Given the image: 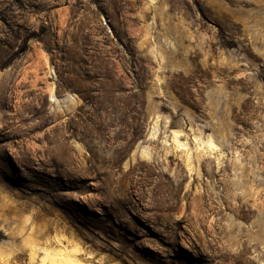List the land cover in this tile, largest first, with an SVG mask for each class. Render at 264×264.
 Listing matches in <instances>:
<instances>
[{
  "label": "rangeland",
  "instance_id": "obj_1",
  "mask_svg": "<svg viewBox=\"0 0 264 264\" xmlns=\"http://www.w3.org/2000/svg\"><path fill=\"white\" fill-rule=\"evenodd\" d=\"M173 129L223 146L225 172L202 163L212 192L161 143ZM258 200L264 0H0L5 253L22 246L13 232L32 212L92 264H262Z\"/></svg>",
  "mask_w": 264,
  "mask_h": 264
},
{
  "label": "bare ground",
  "instance_id": "obj_2",
  "mask_svg": "<svg viewBox=\"0 0 264 264\" xmlns=\"http://www.w3.org/2000/svg\"><path fill=\"white\" fill-rule=\"evenodd\" d=\"M69 97L74 100L77 96L75 94H70ZM50 100L53 102L59 101L54 94H50ZM159 119L160 118L156 116L153 120L151 135H149V138L153 140H156L158 137ZM165 119L168 121L169 117L166 116ZM171 133L172 138H169L168 140L164 139L161 143L165 148L173 145L175 151L181 152L179 159L182 160L183 165L187 169L190 181L202 177L207 181V192H212V189L214 190L213 186L216 185L215 179L204 175L202 163H205L208 171H210V169L214 170V167H216V174H220V171L225 172L224 170L226 169L227 164L224 159L226 155L221 143L218 142L212 134L205 138L202 136L203 132L201 133L199 131L198 134H195L191 138V140L183 130L173 129ZM183 136L186 137L182 139ZM240 155V153L237 154V160H240ZM222 179L224 178L222 177ZM222 179H219L218 181H222ZM242 185L244 184L239 182V180L233 183L232 187H229L231 190L230 195L236 196V189L238 190ZM187 186L190 188V184ZM196 191L202 193L203 187L198 185ZM176 192L177 188L171 187L170 196L175 197L177 194ZM258 192L259 191L257 190V194ZM259 205V202L254 203V206L258 207ZM9 210L14 211L11 217L16 219L18 214L15 208H10ZM261 216L262 214H259V218H261ZM17 220H20V223L13 234L22 237V246H12V252L6 250L9 253H5V250H2L0 247V264H12L15 262L13 258L17 256L22 257L24 253L28 254L29 262H31V264H92L85 262L80 258L81 256L91 257V253L86 251L85 247L82 246V243L68 236L63 230H57L53 235H49L47 229L48 225L44 224L42 226L35 223L32 212ZM0 231H4L1 226ZM262 250H264V247H262ZM102 259L103 258H101L100 261H102ZM262 264H264V262H262Z\"/></svg>",
  "mask_w": 264,
  "mask_h": 264
},
{
  "label": "flooded vegetation",
  "instance_id": "obj_3",
  "mask_svg": "<svg viewBox=\"0 0 264 264\" xmlns=\"http://www.w3.org/2000/svg\"><path fill=\"white\" fill-rule=\"evenodd\" d=\"M257 202H259V204H264V202L262 200H258Z\"/></svg>",
  "mask_w": 264,
  "mask_h": 264
}]
</instances>
